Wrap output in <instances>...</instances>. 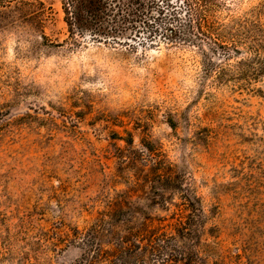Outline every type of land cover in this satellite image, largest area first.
I'll return each mask as SVG.
<instances>
[{
    "label": "rangeland",
    "instance_id": "obj_1",
    "mask_svg": "<svg viewBox=\"0 0 264 264\" xmlns=\"http://www.w3.org/2000/svg\"><path fill=\"white\" fill-rule=\"evenodd\" d=\"M69 3L0 0V264H165L98 223L175 224L158 176L197 198L193 264H264V0H139L102 38L69 32Z\"/></svg>",
    "mask_w": 264,
    "mask_h": 264
},
{
    "label": "trees",
    "instance_id": "obj_2",
    "mask_svg": "<svg viewBox=\"0 0 264 264\" xmlns=\"http://www.w3.org/2000/svg\"><path fill=\"white\" fill-rule=\"evenodd\" d=\"M123 1V0H122ZM139 0H124L120 1V4L112 6L106 0H70L68 8L65 10L67 14L66 24L69 32L74 30L87 31L93 33V36L102 38L103 36L119 35L123 32L128 31L131 24H134L135 18H139V12L142 5H139ZM133 27V26H132ZM185 29L190 30V22L186 23ZM170 35L175 32L170 30ZM252 64L257 66L258 71H264V44L256 43L253 50ZM169 127L173 129L174 123L169 122ZM127 145H131V141H126ZM158 179L162 183L163 181H170V190L180 193L182 208L186 212L180 213L175 220V224L162 226L161 219L150 215L143 216L142 221L137 223L136 228H131L132 223L135 221L133 213L138 214L136 210L131 211V207H124L119 204L114 209L107 211L98 223L110 222L111 227H125L128 228L129 236L122 238V247L120 251L132 253L134 250L135 254L143 259L148 256L161 257L163 251L168 250V255L162 260L165 264H193L195 262L196 255L189 249L185 252L179 251L177 248V242L186 243L196 236L197 232L193 230L194 223L199 211L197 198H190L187 191L182 190V185L177 177L168 178L158 176ZM160 189H164L162 186ZM158 196V199L164 204V194L154 188V185L150 187ZM165 190V189H164ZM153 201H156L154 198ZM125 203V202H123ZM166 206H164L165 208ZM134 208V207H133ZM158 224L155 225L154 223ZM170 231V232H167ZM125 244V246H123ZM141 255V256H140Z\"/></svg>",
    "mask_w": 264,
    "mask_h": 264
}]
</instances>
